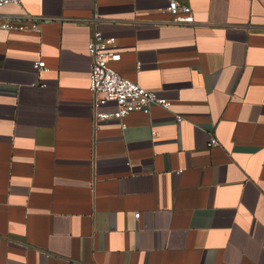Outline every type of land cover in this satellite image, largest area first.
<instances>
[{"label":"crops","instance_id":"crops-1","mask_svg":"<svg viewBox=\"0 0 264 264\" xmlns=\"http://www.w3.org/2000/svg\"><path fill=\"white\" fill-rule=\"evenodd\" d=\"M177 1L0 8V264H264V0ZM94 30L168 109L93 129Z\"/></svg>","mask_w":264,"mask_h":264},{"label":"built area","instance_id":"built-area-1","mask_svg":"<svg viewBox=\"0 0 264 264\" xmlns=\"http://www.w3.org/2000/svg\"><path fill=\"white\" fill-rule=\"evenodd\" d=\"M22 0H0V8L7 4L19 5ZM166 10L170 13L169 23L192 24L194 18L191 7L180 4L177 0H167ZM1 29H23V25L0 22ZM114 37H104L100 31L94 30L87 43V53L90 57L89 90L92 94L93 117L92 125L96 131L101 122L106 120L123 121L132 112L149 114L151 105H159L168 109L169 101L158 97L154 91L149 90L138 83L120 75L111 65L118 59V54L113 50ZM139 65V63H137ZM32 68L36 71H47L43 60L32 62ZM114 105L113 109L106 110V105ZM177 121H182L180 115H176ZM124 128V123L121 124ZM154 134V132H153ZM218 144L215 138H211L208 146ZM140 213H134V218H139Z\"/></svg>","mask_w":264,"mask_h":264}]
</instances>
